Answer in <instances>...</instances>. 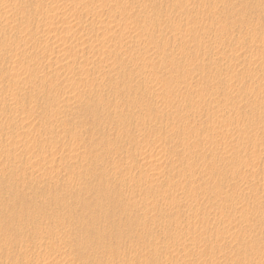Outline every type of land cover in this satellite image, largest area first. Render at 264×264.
<instances>
[{"label":"rangeland","instance_id":"374dc122","mask_svg":"<svg viewBox=\"0 0 264 264\" xmlns=\"http://www.w3.org/2000/svg\"><path fill=\"white\" fill-rule=\"evenodd\" d=\"M0 264H264V0H0Z\"/></svg>","mask_w":264,"mask_h":264},{"label":"bare ground","instance_id":"6f19581e","mask_svg":"<svg viewBox=\"0 0 264 264\" xmlns=\"http://www.w3.org/2000/svg\"><path fill=\"white\" fill-rule=\"evenodd\" d=\"M1 180H3V179H1Z\"/></svg>","mask_w":264,"mask_h":264}]
</instances>
